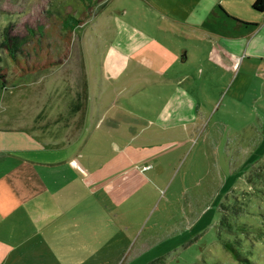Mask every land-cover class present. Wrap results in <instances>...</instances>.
<instances>
[{
	"label": "rangeland",
	"instance_id": "374dc122",
	"mask_svg": "<svg viewBox=\"0 0 264 264\" xmlns=\"http://www.w3.org/2000/svg\"><path fill=\"white\" fill-rule=\"evenodd\" d=\"M56 1L0 0V41L6 35L25 41L16 61L0 48L6 72V82L0 79V150L25 146L28 134L34 139L44 131L76 136L85 129L89 101L106 83L143 87L153 62L170 81L162 88L152 80L133 97L153 100L154 112L172 91L189 87L190 97L198 96L184 110L203 116L190 125L177 154L168 156L155 182L158 192L143 189L139 211H126L124 220L112 212L115 226L104 237L93 230L56 242L46 233L44 245L35 239L27 264H264V66L258 73L238 63L239 77L231 82L233 72L222 75L203 54L221 13L252 17L251 0H103L70 41L48 13ZM120 52H131L140 68L115 82L110 74ZM184 72L190 84L181 80ZM153 88L161 92L155 96ZM5 156L4 169L12 165ZM229 216L246 223L235 229L244 259L223 246L222 218Z\"/></svg>",
	"mask_w": 264,
	"mask_h": 264
},
{
	"label": "crops",
	"instance_id": "0c3cea01",
	"mask_svg": "<svg viewBox=\"0 0 264 264\" xmlns=\"http://www.w3.org/2000/svg\"><path fill=\"white\" fill-rule=\"evenodd\" d=\"M255 1H250L252 17L229 11L248 22L221 13L208 56L203 51L205 60L224 71L222 75L233 72L231 82L241 69L259 71L264 66V10L255 9ZM130 53L116 57V73L110 74L115 82L136 76L140 67ZM107 59L113 56L108 53ZM186 60L184 54L182 61ZM152 71L143 87L153 80L163 88L170 81L154 62ZM180 78L189 83L191 75L184 72ZM106 84L99 97L89 101L85 129L76 136L71 131H44L34 139L28 134L25 146L0 150L12 162L6 169L0 165V264H27L35 239L44 245L46 233L56 242L93 230L108 236L110 225L115 226L110 214L124 220L126 211L141 209L143 189L158 192L155 182L163 178L168 156L177 154L176 146L188 140L190 125L203 116L200 110H184L198 96L190 97L189 87L172 91L170 99L153 112L148 104L153 100L133 97L143 87L132 82ZM158 92L153 88L155 96Z\"/></svg>",
	"mask_w": 264,
	"mask_h": 264
},
{
	"label": "trees",
	"instance_id": "16d2710c",
	"mask_svg": "<svg viewBox=\"0 0 264 264\" xmlns=\"http://www.w3.org/2000/svg\"><path fill=\"white\" fill-rule=\"evenodd\" d=\"M102 1L103 0H57L54 4H51L48 13L50 16H56L57 21L61 23L64 37L70 41L75 28L86 23V21L93 15L95 7ZM254 8L257 10H264V0H256L254 2ZM24 42V39L17 36L11 37L6 35L5 38L0 41V48H3L7 55L12 60L16 61L18 60L17 53L21 51ZM39 68H41V66H39ZM24 71L28 72L30 70L27 68L24 69ZM0 79L2 80V83L6 82V72L3 66L1 50ZM240 219V216H237L236 218L232 216L222 218V224L227 231V238L222 240L223 246L235 259L238 260L243 258L241 251L242 244L241 241L236 238L238 235H235V229L236 227L238 229H244L246 227L244 220L242 219V222H240ZM244 236L246 235L243 234L242 237Z\"/></svg>",
	"mask_w": 264,
	"mask_h": 264
}]
</instances>
